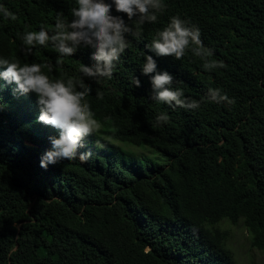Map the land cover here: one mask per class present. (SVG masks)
Returning a JSON list of instances; mask_svg holds the SVG:
<instances>
[{"label": "trees", "instance_id": "trees-1", "mask_svg": "<svg viewBox=\"0 0 264 264\" xmlns=\"http://www.w3.org/2000/svg\"><path fill=\"white\" fill-rule=\"evenodd\" d=\"M162 2L157 22L127 37L112 78L93 80L80 71L93 63V49L62 57L50 43L32 47L22 39L41 27L51 34L57 13L71 21L75 0H0L17 17L0 13V58L51 63L50 73L43 69L51 79L82 78L102 125L83 140L81 151L92 153L87 162L42 169L58 130L37 122L35 94L21 95L0 80V264H235L224 221L241 222L250 246L264 252V0ZM111 14L127 22L114 8ZM177 15L200 29L210 59L226 67L209 72L191 50L175 60L145 47ZM143 54L174 77V88L203 100L200 108L152 100ZM210 88L235 103L208 102ZM160 113L167 123L157 124ZM103 139L154 156L106 151L96 146Z\"/></svg>", "mask_w": 264, "mask_h": 264}, {"label": "clouds", "instance_id": "clouds-1", "mask_svg": "<svg viewBox=\"0 0 264 264\" xmlns=\"http://www.w3.org/2000/svg\"><path fill=\"white\" fill-rule=\"evenodd\" d=\"M166 7L162 0H75L71 21L63 13H57L51 34L41 27L39 31L26 32L22 39L32 47L50 43L62 57L73 56L81 46L89 47L94 50L90 57L93 63L89 66L80 64V71L93 80L111 79L116 63L129 47L127 37L131 35L138 38L142 26L146 22L156 23L158 13H163ZM113 8L116 13L124 14L127 22L120 15H112ZM0 13L5 18L17 19L3 6H0ZM129 21H134L135 28ZM145 47L157 56H170L175 60L184 57L186 50H191L193 55L203 61L205 71L209 72L226 67L222 61L210 59L214 52L204 46L200 29L179 15L171 17L168 25L156 33L151 45ZM143 60L142 74H152V100L163 102L173 109L200 108L204 101L188 98L181 88H174V77L167 71H159L152 56L143 54ZM0 66L4 68L0 72V80L5 84H15L14 92L21 95L35 94L39 108L37 122L58 130V137H49L51 148L41 156L39 166L46 170L49 165H57L63 160L79 159L82 163L87 162L92 153L81 151L84 148L83 140L102 127L85 100L92 92L91 86L82 78H69L66 82L51 79L43 71L47 69L50 73L54 67L51 63L21 65L19 61L0 58ZM132 84L137 88L141 86L138 78H133ZM97 97H102V93L97 91ZM204 99L217 104L235 103L234 99L218 88H210ZM169 119L167 113H160L156 122L159 125L167 123ZM96 146L104 147L99 142Z\"/></svg>", "mask_w": 264, "mask_h": 264}, {"label": "rangeland", "instance_id": "rangeland-1", "mask_svg": "<svg viewBox=\"0 0 264 264\" xmlns=\"http://www.w3.org/2000/svg\"><path fill=\"white\" fill-rule=\"evenodd\" d=\"M103 145V149L106 151H109L111 147H116L121 153L137 160H141L143 157L153 158L154 156L146 148H136L109 141L108 139H103ZM220 226L228 233V247L233 252L235 264H264V252L258 251L250 246L249 234L241 222L233 225L224 221Z\"/></svg>", "mask_w": 264, "mask_h": 264}]
</instances>
